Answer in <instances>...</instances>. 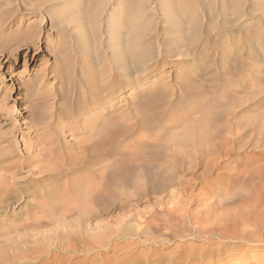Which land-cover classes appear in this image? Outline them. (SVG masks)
Segmentation results:
<instances>
[{
	"label": "rangeland",
	"instance_id": "rangeland-1",
	"mask_svg": "<svg viewBox=\"0 0 264 264\" xmlns=\"http://www.w3.org/2000/svg\"><path fill=\"white\" fill-rule=\"evenodd\" d=\"M138 56H142V63ZM99 82L105 84V90H110L111 94L102 99H93L96 92L100 96L105 93ZM193 83L199 86L193 88ZM183 84L191 87L186 86L187 89ZM149 93L161 94L163 100L159 98V101L170 106L167 116H172V119L181 121L187 117L195 120L202 115V118L208 117V123L213 119V114L220 115V120L213 119L211 125L210 122L206 124L208 131L214 132L216 151L204 154L202 160L224 166L212 170L209 176L212 185L206 187L204 193L200 191V184L196 186L198 189H194L193 195L198 197L206 192L201 198V205L164 192L144 195L138 200L136 209L129 203L125 204L126 200L120 196L111 197L107 209L98 206L102 208L100 210L93 206L91 209L96 211V215L89 221V231L96 234L98 229L95 224L98 220H105L104 228L109 230L107 241L110 250L103 253V257L79 237L71 238L75 243H71L70 237L66 236L57 237L59 239L52 237V241L49 234L55 226L53 219L51 221V217H48L49 213H44L46 218H42L45 205L43 211L30 206L46 196L34 198L24 195L18 199L12 211L0 208V237L10 239L13 235L14 238L23 230L25 234L28 230L33 231L38 225L39 231L34 229L38 236L35 232L28 234L34 236L30 238L32 240L41 236L38 241L49 242V247L44 251L54 249L53 253L58 252L53 264H71L70 259H58L69 255V252H62L59 248L58 251L56 247L60 239H63L60 242L66 243V238L67 243L72 244L75 256L71 259L78 260L80 264H176L177 259L167 252L171 246L178 245V241L156 231L161 226L162 231L165 230L164 226L169 231L171 226L166 224L168 221L164 217V210L185 205L199 209L197 205L202 208L206 201L209 203L210 200L208 206L214 201H222L233 194L229 185L230 177H234L235 172L244 174V177L240 175L241 179L237 175L238 182H243L241 185L239 183L242 187H238L243 189L251 173L250 180L254 186L247 182L244 190L247 196L249 193L248 197L253 194L252 199L263 195V188H260L262 192L257 189L264 182V171L260 172V167L264 168V0H0L2 156L10 152L12 161L22 160L26 157L23 154L24 144L35 137L40 141L51 140L54 134L51 130L58 134L56 138L75 143V139L86 134L85 131L94 127L107 113L114 114L113 117L120 122L130 121L133 104L135 106L136 101L144 99ZM164 94L165 98H162ZM65 107L66 113H61ZM206 111L210 116L208 112L204 115ZM35 112L40 116L37 132L28 129L25 124ZM6 138L10 141L8 145ZM204 144L205 147L214 145L207 141ZM30 152L34 154V151ZM252 174L256 177L252 178ZM180 177L188 178L189 174ZM243 178L247 181H242ZM258 180L263 182L260 184ZM224 187L229 195L224 192ZM220 196H224L223 199ZM58 214L56 216L59 217ZM37 217L40 220L38 218L37 221ZM122 219H125L124 222ZM15 224H22L24 228ZM157 236L170 247L164 250L168 255L155 263L158 255L147 252L139 243L150 242ZM124 242H129L130 247L112 256V244ZM133 243H138V246ZM23 250L20 249L24 258L30 251ZM87 251L90 253L85 258ZM38 252L41 253L37 247L32 249L29 255L34 258L28 255V260L24 258L23 263L40 264ZM248 255L250 258H260L264 253L254 251L248 252ZM254 263L249 261L246 264Z\"/></svg>",
	"mask_w": 264,
	"mask_h": 264
},
{
	"label": "bare ground",
	"instance_id": "bare-ground-1",
	"mask_svg": "<svg viewBox=\"0 0 264 264\" xmlns=\"http://www.w3.org/2000/svg\"><path fill=\"white\" fill-rule=\"evenodd\" d=\"M3 9L4 8H2V10ZM138 57V60L140 61L142 56ZM137 64L139 63H133V65ZM127 71L128 70L125 72ZM139 71L141 72V70ZM143 74L144 72L142 75ZM133 78H135V76ZM195 85L197 87L198 84L193 83L192 87L195 88ZM101 87L105 91L104 95L100 96V94L96 92L93 95V99H102L106 97V95L111 94L110 90H105V84H101ZM190 87L191 86L189 85L188 88ZM165 95L166 94L162 95V98ZM158 96V94L155 95L149 93L145 97L143 96L144 99L136 101L135 106L133 104V112L130 116V121L126 120L127 122H120L118 118L113 117L114 114H105L100 121L95 123L94 127L85 131L86 134H83L84 136H80L77 140L74 138L75 143L74 141L73 143H70V141L66 142L56 138L58 134L55 130H51L54 132L51 140L40 141L37 137H35L30 143L24 144L25 152L23 154H25L26 157L24 156L22 160L12 161L11 158L13 156L10 152L8 155L4 154V156H2L3 154L0 152V208L12 211L16 202H18V199L20 200V198L24 195H32L34 198L40 197L41 195V197H43L44 195L46 197L42 198V201H38L39 203L35 202L36 204L33 205L30 204V206L38 208L40 209L39 211H41L45 205L46 208L43 209L44 212L42 214L44 217H41L46 218L44 213H49L48 217L49 219L51 217V221L53 219L55 226L54 227L52 225L55 229L52 228L54 229L52 230V233H48L51 240L53 241L52 237H55L56 239L57 237L66 236L70 237L72 243V237H79L86 241V243H89L91 248H94L99 255L103 256V253H108L110 250L107 241L109 230L108 228H104L105 220H98L97 225L95 224L98 229L96 234L89 231V221L96 215V211L91 209L93 206H96L98 209H100V206L102 208H106L111 197L117 198L120 196L126 200L125 204L129 203L130 206L136 209L138 200L144 197V195L153 193L164 194V192H168L172 196H177L178 199L181 197L186 202H188L187 199H190L189 202L191 204H200L203 202V199L201 198L206 194V192L201 197H198V195H193L194 189H198L196 186L200 184V191H203L204 193L206 187L211 184L209 176H211L212 170L215 168L220 169L224 166L222 164V166H220V163L218 162L213 165L207 162L204 163L202 160L204 154L216 151V145L214 144L216 143L214 132H211L210 130L208 131L209 128L207 125L209 122L211 125L213 119H219L220 115L212 113L213 119L208 123L206 119L208 117L203 116L202 118V115L200 119H198V117L195 120H189L187 117L181 121L178 120V118L172 119V116L170 118L167 116L170 106H166V102L164 103V101H159V98L161 99V94L159 97ZM166 98L168 99L169 97ZM65 106L67 107L68 105L66 104ZM66 107L65 109L63 108L61 113H66ZM171 112L173 113V111ZM207 112L208 111H206V114L204 113V115H207ZM35 113L32 117H30L28 122H25V124L28 125V129L31 128L32 131L37 132L40 127L38 124L40 122V116ZM121 119L124 118L121 117ZM22 122L23 121H20V123ZM213 124L214 123H212V125ZM37 125H39V127ZM177 127L180 128L177 130ZM43 132L44 131H41V133ZM206 141L208 143H213L214 145L205 147L204 143ZM6 143L7 145L10 143L7 138ZM47 144H49V146H45ZM1 148L2 147L0 145V150ZM30 150L34 151V154H31ZM200 168L202 169L199 171ZM260 168L264 169L262 166ZM237 169L238 168L235 170ZM262 169L260 171L261 173L264 171ZM243 170L246 171L245 169ZM244 171H242V173ZM235 173L234 177H230L231 184L229 185V189H232L231 194H233L226 196L229 192L226 191L228 186L226 189L224 187L225 191H223L227 193L225 194L226 198L223 196V199V197H221L224 195L222 191L223 194L221 193L222 195L220 196V199H223L222 201H214L210 206H208L210 200L209 203L206 201L205 206L202 208H200L201 204L197 205L199 206V209H195L190 205H185L180 208L176 207L164 210V217L168 221L166 224L171 226L169 227V231L166 230V226H164V231L161 230L162 226L160 229L157 228L156 231L161 235H168L171 240L178 241V245L176 243L175 246H171L172 248H170L167 252L170 256L172 255L175 259H177L175 260L176 264H246L249 261H251V263L255 261L254 264H264V255L260 258H250L248 255V252L254 251L264 253V182L258 180V182L260 181V184L263 182V185L257 189L259 190L260 188H263V192L261 189L259 190L263 193V195L258 196V193L255 194V188L252 193L254 192V195H257L258 197H255L256 199H252L251 197L253 194L251 193L252 195L250 194L251 196L248 197L249 193L247 196V191L244 190L247 182L251 183V173L249 174L250 178H247L246 176V178L249 179L248 181L246 180L247 182L244 178V180L242 179V181L246 182L244 189L240 188L242 187L240 186L241 183H243L240 182V179L241 176L244 177V174H240V176ZM179 174L180 176L189 174V177H180ZM254 174H252V178H254ZM237 175L240 176L239 182ZM214 180L215 179L212 181ZM252 180L254 181V179ZM256 180L255 183H257ZM257 185H259V183ZM235 187L236 189L239 188L244 191L242 190L243 192H241L238 191V189L235 190ZM197 191L199 193V190H196V193ZM217 192H219V190ZM229 194L230 193H228V195ZM208 195L209 194H207V196ZM203 198H205V196ZM33 200L32 202H34ZM206 203L208 207L206 206ZM125 208L127 207L125 206ZM140 211L137 212L139 213ZM57 212L59 213V217L56 216ZM39 214L41 215V212ZM129 215L127 216L128 219L130 217ZM32 216L33 215H31V217ZM38 218L39 217L36 219L37 221ZM123 218H125V216ZM123 220L125 219H122V221ZM26 221L24 220V222ZM117 226H119V224ZM20 227H23V225L21 224ZM37 227L38 225H36L35 228ZM34 229L33 231L30 229L32 233L35 232ZM8 230L10 231L11 229ZM15 230L16 229H14V231ZM37 230L39 231L38 228L36 231ZM23 232L18 235L15 233L17 237L14 236V238H12V235L10 239H6L7 237L4 239L3 237H0V264H26L23 263V259L26 258L28 260V255L31 254L32 249H35V247H37L41 252H38L40 264H53V261L56 259L55 254L58 252L55 251L53 253L52 251L54 249H50V252L43 250L49 247V242L48 244H45L43 241H38L41 236L32 240V237L34 236L30 237L32 234L29 230L28 233H30V235ZM154 233L156 232L154 231ZM36 236H38V234ZM43 237H45L44 234ZM163 237L165 238V236ZM3 240H5V242ZM60 240L56 246L57 250L58 248L59 250L62 249V252H69V255H65L63 257L61 256L58 259H67V261L70 259L71 264H78V260L74 259V261L71 259L75 257L72 252V244L67 243V238L66 243H62ZM61 241H63V239ZM73 242L75 243V241ZM165 242L166 241L163 242L157 236L156 239L154 237L152 241L145 243L141 242L139 245L141 244L142 247H145L147 252H152V254L155 253L158 255L157 261H154L156 263L160 259L164 258V256L168 255L164 252V250L170 246ZM173 242L174 241H172V243ZM22 245L25 246L23 247ZM112 245V256H115L117 251L130 247L129 242H124L123 244L113 243ZM90 246L88 245V248ZM24 248L25 250H23ZM91 248L90 250L92 251ZM20 249H22L23 252L30 251L27 253V257H22L23 255H21L22 251H20ZM86 249L87 248H85V250ZM89 253L90 251H87V256H85V258L88 257ZM30 256L31 255H29V258ZM95 256H97V254ZM31 257H33V255ZM36 257L37 256H35V258ZM103 260L105 261L106 259L103 258ZM58 264L60 263L58 262Z\"/></svg>",
	"mask_w": 264,
	"mask_h": 264
}]
</instances>
